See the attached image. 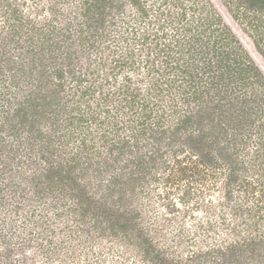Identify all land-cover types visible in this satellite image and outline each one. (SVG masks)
<instances>
[{"label":"trees","instance_id":"1","mask_svg":"<svg viewBox=\"0 0 264 264\" xmlns=\"http://www.w3.org/2000/svg\"><path fill=\"white\" fill-rule=\"evenodd\" d=\"M72 1L88 28L84 23V26L76 27L70 20L63 22L67 9L59 6L66 4L69 7ZM227 1L234 3L231 11L236 21H242L240 15L248 19L244 24L245 32L264 58V0ZM25 2L22 0V4ZM179 4L181 17L176 18L179 23L185 19L184 26L180 25L168 35L164 22H160L157 30L160 29L161 35L144 31L141 37L142 44L155 40V56L163 62L160 78L166 89L154 83L150 87L153 91L157 87V108L144 104V113L138 123L131 126L129 138H115L116 131L122 126L114 124V135L107 136L112 159L106 157L101 167L93 166L91 158L86 166L81 165L76 153L72 157L76 160L73 164L63 167L58 163L56 169L54 164L48 165L44 171L39 169L38 177L49 179L53 187L72 182L68 193L79 198L76 210L86 211L91 204H96L95 198L87 192V186L97 178L102 188L103 173L115 168L117 162L122 161V164L111 172L110 183L105 185L107 199L113 206L127 195H133L136 186L146 181V172L158 180L160 177L151 169L160 165L168 171L160 178L167 197L174 187L184 182L181 187L186 196L194 194L196 187L201 189L205 185L207 192H222V198L217 199L222 207L231 205L230 208L239 212L243 205H256L255 211L248 210L255 216L249 236L239 240L233 238L224 246L192 252L188 257L190 260L181 256L179 264H203L205 257H213L214 253L235 256L240 246L243 251L249 249L259 256L264 254V72L207 0H198L190 6L194 11L198 9L197 17L192 13L187 18L186 8L182 2ZM17 5V0H0V16L5 20L0 28V79L9 81L0 93L4 97L12 94L23 97L20 101L23 106L16 108H10L13 102L8 100L9 108H6L12 111L13 120L23 112L20 115L23 122L35 129L34 126L39 128L38 122L45 114L57 116L65 112L69 114L70 125L74 119L83 120L85 113L81 106L86 103L89 108L88 101L96 92L100 94V106L117 98L123 99V89L128 86L126 77L122 90L119 86L105 89V84L125 67L126 59L115 56V50L110 55L107 46L101 48L103 52H109L107 59L105 55L91 58L85 51L99 45L97 41L103 37L100 29L106 28V16L110 13L126 16L125 11L130 12V9L126 10L125 6L129 5L132 10L137 6L146 15L142 0H47L35 12L27 13ZM110 24L113 28L114 20ZM111 39L114 43L124 40L121 35ZM13 48L17 49V54L12 52ZM99 67L106 71L100 72ZM164 89L168 92V100H164ZM135 90L136 87L132 88L134 93L131 91L126 97L131 107L137 103ZM87 138H81V148L84 151L91 148L93 156L96 148L87 142L90 140ZM143 138L152 139L151 152L142 151ZM4 164L5 169L8 168V163ZM131 166L143 172L138 175ZM8 171H11L10 167ZM78 171H81V180ZM238 195L244 198L243 204H238ZM204 201L207 206L209 200L205 198ZM121 211L118 215L123 219L122 228L131 225L130 219L140 215L137 209L128 212L121 208ZM224 221L230 223L225 217ZM136 223L140 224V221ZM256 228H260L261 233L253 234ZM140 241L147 242L145 238Z\"/></svg>","mask_w":264,"mask_h":264},{"label":"rangeland","instance_id":"2","mask_svg":"<svg viewBox=\"0 0 264 264\" xmlns=\"http://www.w3.org/2000/svg\"><path fill=\"white\" fill-rule=\"evenodd\" d=\"M197 1L142 0L146 15L137 6H133L132 10L127 5L125 8L130 9V12L125 11L126 16H114L112 13L106 16V28L100 29L103 37L97 41L99 45L86 50L85 55L91 54V58L105 55L104 58L107 59L106 53L109 52H103L101 48H110V55L115 50V56L126 59L128 63L116 73V77L109 84H105V89L119 86L122 90L126 84L125 77L128 86L123 89V99L104 102L101 106L98 105L100 94L96 92L88 101L89 108L86 103L81 106V111L85 113L82 121L74 119L69 125V114L60 112L55 116L47 113L39 120V128L34 126L35 129H31L29 123L25 124L21 119L23 112H19L18 118L13 120L12 111L6 108H9L8 100L13 102L10 108L21 106V94L4 97L0 93V135L3 137L0 142V264H179L178 259L181 256L188 259L192 252L224 246L228 241H233V238L239 240L251 234L255 204L243 205L239 212L234 207L230 208L231 205L222 207L217 202L218 198H222V192L218 189L207 192L205 185L201 189L196 187L194 194L186 196L182 188L184 182L180 183L182 187H174L167 197L160 178L168 171L160 165L151 169L160 177L158 180H154L152 173L146 172V181L136 184L133 195H127L113 206L107 199L105 185L110 183L111 172L122 164V161L117 162L115 168L103 173L102 188L98 185L97 178H93L92 184L87 186V192L95 198L96 204H91L86 211L76 210L79 208V198L68 193L72 182L66 181L65 185L59 183L53 187L49 179L38 177L39 169L43 168L44 171L48 165L54 164L56 169L58 163H62L63 167L73 164L76 160H72V157L76 153V159L83 166H86L89 158L93 166L99 167L106 157L112 159L107 147L110 144L108 138L114 135V124L122 126L116 131L118 135L115 138H129L131 126L137 124L144 113V104L157 108L155 102L159 96L156 95V88L163 86L166 89L163 78H160L163 62L155 56L153 48L155 40L142 44L143 32H158L159 23L164 22L168 35L172 34L186 22L184 19L179 23L176 18L178 15L181 17L179 2L183 3L189 18L192 13L195 17L198 16V9L194 11L190 7ZM207 1L229 25L264 72V58L245 32L248 19L240 15L242 21H236L232 16L234 3L231 1ZM17 2L19 9L27 13L35 12L47 0H26L25 4H22V0ZM75 5L74 1L69 7L66 4L60 5L59 7L64 6L67 9L65 20L61 16L60 18L63 22H74L76 27L84 26V19ZM112 20L115 23L114 29L110 24ZM2 21L5 20L0 16V28ZM180 30L184 31L183 28ZM120 35L124 40L114 43L111 38H119ZM76 46L79 50L78 45ZM150 51L152 54H148ZM12 52L17 54V49L13 48ZM94 66H97L96 63ZM99 69L100 72L106 71L104 67ZM3 71L8 75V72ZM8 83V80L0 79V91ZM152 83L157 86L154 91L150 88ZM22 86L24 87L23 84ZM135 87L137 103L131 107L126 97ZM165 89L162 92L165 94L163 99L168 100ZM164 100L161 101L163 106ZM84 136H88L87 139L90 140L87 142L96 148L93 156L90 153L91 148L88 151L81 148L80 141ZM140 144L143 152H151L154 145L150 138H143ZM4 162L8 163L11 171L5 169ZM131 167L138 175L142 171ZM80 173L81 171L77 172L79 180L82 177ZM238 196V204H243L244 198ZM205 198L209 200L207 206ZM121 208L128 212L137 209L140 214L131 218V225L128 224L126 228L121 227L123 219L118 215L122 212ZM249 209L253 211H248ZM224 217L230 219V223H225ZM139 221L140 224H135ZM258 233H261L260 228L253 231V234ZM143 237L147 242L140 241ZM227 237L229 239L226 240ZM148 245L151 246L150 249ZM238 248L235 256L231 257L215 253L213 257L207 255L203 264H264V254L257 256V252L252 253L249 249L243 251V246Z\"/></svg>","mask_w":264,"mask_h":264}]
</instances>
